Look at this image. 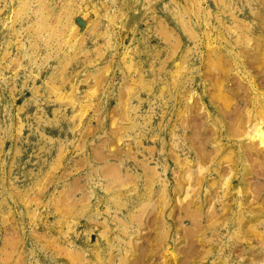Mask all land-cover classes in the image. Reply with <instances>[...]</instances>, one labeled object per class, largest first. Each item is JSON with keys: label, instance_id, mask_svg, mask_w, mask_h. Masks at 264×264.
Segmentation results:
<instances>
[{"label": "rangeland", "instance_id": "obj_1", "mask_svg": "<svg viewBox=\"0 0 264 264\" xmlns=\"http://www.w3.org/2000/svg\"><path fill=\"white\" fill-rule=\"evenodd\" d=\"M0 264H264V0H0Z\"/></svg>", "mask_w": 264, "mask_h": 264}]
</instances>
